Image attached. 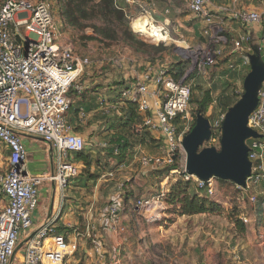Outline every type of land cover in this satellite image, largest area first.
<instances>
[{"label":"built area","instance_id":"2783aa9c","mask_svg":"<svg viewBox=\"0 0 264 264\" xmlns=\"http://www.w3.org/2000/svg\"><path fill=\"white\" fill-rule=\"evenodd\" d=\"M127 4H139L140 0H125ZM216 0H189L191 14L202 19L207 27L204 36L207 47L197 65L200 75L206 76L224 55L228 39L214 23L212 10ZM237 0L229 6H222L221 12L245 25H263L260 45L264 61V5L261 10L238 9ZM144 10V18L148 11ZM140 20V19H138ZM158 36H150L165 44L169 41L168 27L153 25ZM65 25H59L53 10L45 1L6 0L0 6V145L9 151L7 169L0 175V192L7 203L0 211V264H12L22 235L33 227L32 214L39 205V189L44 182L56 183L62 192L71 180L80 175L83 166L70 159L74 153L83 152L87 143L74 132L68 122L71 107V92L82 94L85 90L80 82L85 70L93 64L90 58L81 56L70 42L62 38ZM251 38L242 37L233 42L234 52L249 49ZM114 63L120 69H132L137 78L120 93L122 102H132L143 117L142 127L154 135H159L164 144L162 156L143 155L140 165L143 170L162 169L170 166L174 156L184 151V138L191 133V86L183 80L176 81L163 65L148 64L142 71L137 70L131 60L120 58ZM250 62L244 60L237 65L231 63V70L248 68ZM136 69V70H135ZM258 106L250 115L248 128L257 132L262 139H251L249 160L252 174L246 187L237 188L241 193L251 191L253 185L264 179V82L258 92ZM224 113L211 130L222 134ZM181 126H184L181 132ZM36 136L51 144L57 151L56 171L52 174L33 176L28 172L29 154L23 144L24 136ZM185 152V151H184ZM178 174L179 171H172ZM185 179L195 183L197 190L208 198L217 193V179L203 181L190 176L183 170ZM113 182L117 194H122L128 186H133L131 178L122 176ZM114 176L113 173L110 174ZM159 194L140 198L136 202L137 214L147 216L152 221L160 220L167 193L165 184ZM252 205L257 198L251 196ZM121 198L111 203L105 215L99 217L105 232L119 235L125 232L120 225ZM241 220L248 224L249 220ZM103 230V231H104ZM79 238V237H78ZM77 238V239H78ZM86 238L92 251L98 257L96 264H123L119 252H109L104 235L95 225L87 228ZM68 242L64 236L55 234L51 224L42 227L30 238L23 251V264H64L78 252V241Z\"/></svg>","mask_w":264,"mask_h":264},{"label":"rangeland","instance_id":"374dc122","mask_svg":"<svg viewBox=\"0 0 264 264\" xmlns=\"http://www.w3.org/2000/svg\"><path fill=\"white\" fill-rule=\"evenodd\" d=\"M5 1L0 0V6ZM33 1H45L50 4L57 23L59 25L65 24L61 0ZM172 1L174 11L176 12L174 17L178 19V16H180L183 18L181 19V22H183L181 25L177 22H172V25L168 27L170 38L165 44H158L154 38L150 37L154 34L148 35L135 32L132 28V22L145 17V12L140 6L148 11L150 5L159 4L163 7L162 10H165V8H170L169 5L171 4L169 0H140L139 4H127V20L133 33H136L138 36L133 42L119 40L113 43H101L100 39H96L92 28L87 29L83 34L70 32L64 28V31L60 34L64 40L73 44L78 54L90 58L93 62L91 67H89L90 69H88L90 74L110 75L116 70H121L114 63L115 60L120 58L131 60L137 70L142 69L143 71L148 64H152L150 63L151 58L159 59L161 56V53L155 51L153 48L174 46L172 52L174 55L164 54L165 64H172L179 60L189 62L187 75H192V78L187 83L195 91V95L201 97L202 89L204 91L210 90L213 96L214 103L208 109L206 117L210 120L211 125H214L228 109L226 105L230 103L232 98L236 97L239 100L242 98L245 79L242 76L239 80L235 76L233 77L235 78L234 80L232 77H227L229 73L221 61L214 68L210 69L206 76L199 74L197 65L202 60L201 54L207 47L208 40L199 38L200 35L196 36L195 41L189 40L187 35L189 34V26L199 20L191 14L189 0ZM217 1L222 5L226 4V6L230 2V0ZM255 2L256 0H237L236 7L238 9L248 8L253 3L255 4ZM166 6H169V8ZM147 17L150 19V22L148 21L150 26L162 25V23H155L149 14ZM144 20L147 21V18ZM91 24L103 26L99 22ZM196 27L198 29L200 25ZM178 30H181V32L178 33ZM195 110L196 106L191 105V121L188 124L190 128L195 123ZM70 119H72L71 114L69 116ZM180 129L182 132L184 126H181ZM154 137L161 142L159 135H155ZM83 138L86 140L87 148L90 150L94 149L91 152L100 160L101 164L113 166V164H110L112 160L108 159L106 152L101 149L97 137V140H92L94 135ZM251 139L253 138L247 139L245 144ZM158 148L160 147H157L156 154L149 152L145 148L137 149V154H135L131 165L124 171L125 175L122 176L131 178V182L133 183L131 190L134 192L132 200L127 205L124 203L121 195L117 194L114 190L113 182H109L106 186L104 183H107V180L100 178L94 188L91 198L98 192V200H100V203L97 202L96 204L98 209L103 207L102 198H105V201H108L109 204L119 202L120 198L122 202L120 203L121 213L119 219L120 225L125 229V232L116 237L113 235V241H109L106 238L108 248L110 250L116 249L119 252L123 264H264V216L260 217L258 215L259 204H263L264 206V179L258 184L253 185L251 191L241 193L240 195L233 194L230 185L223 188L220 187V180L217 179V193L210 199L212 203L219 204L220 208L213 213L192 217L180 216L177 211H174L167 204L164 205L159 217L160 220L158 221L148 219L149 215L143 216L133 213V206L140 198L153 197L161 192L162 183L166 178H169L165 184V190L167 191L180 180L183 183L186 182L185 177L182 175L186 166V153L184 151L177 153L179 161L177 171L179 173H169L163 182L160 181L162 178L159 179L154 176L152 170H143L141 168L140 158L143 155L162 156L163 151H159ZM206 148L221 150V137L218 131L215 130V134L210 141L202 146V149ZM167 167L162 168V170H165ZM102 187H105V195L102 194V191L100 192ZM192 189L196 193H200L195 184H192ZM201 195L203 196L202 193ZM251 196H255L259 203L252 205L249 201ZM105 210L107 211V208ZM236 210L241 214L240 219L245 217L249 220L248 224L242 221L246 225L245 231L242 230L236 221ZM106 211L103 212V215H105ZM103 230L104 227L101 233L105 236L106 234ZM88 248H90V245H88ZM23 249L24 244L20 248V251L23 252ZM77 253L78 256H82L84 252L81 253L79 251ZM95 259L97 261L98 257L95 256ZM80 264H83V262Z\"/></svg>","mask_w":264,"mask_h":264},{"label":"crops","instance_id":"0c3cea01","mask_svg":"<svg viewBox=\"0 0 264 264\" xmlns=\"http://www.w3.org/2000/svg\"><path fill=\"white\" fill-rule=\"evenodd\" d=\"M169 3L171 4L169 5L170 8L166 6L169 9L165 8V10H162L163 7L159 4L150 5L148 14L155 23H162L167 27H170L172 22H177L181 25L183 22H181V19L183 18L178 16V19H176L174 17L176 12L174 11L173 1L169 0ZM262 4L264 5V0H256L255 4L253 3L248 8L243 9L252 11L261 10L263 8ZM222 6H226V4L222 5L216 0L214 5L215 8L211 12L214 16V23L221 28L225 36L231 38V44L224 46L225 55L229 56L226 65L229 66L231 63L239 65L244 60H248L251 63V58H257V56H260L263 60V52L260 45L263 25L242 24L234 20L230 14L222 13ZM196 18L199 21L189 26L188 38L191 41H195L196 36L200 35L201 37L199 36V38L207 41V38L203 35L207 24L202 19ZM184 21H186V19H184ZM198 25H200V28L197 29L196 26ZM180 32L181 30H178V33ZM245 36L251 38L249 49L245 52H234L233 42ZM223 59L224 57L222 61ZM88 69L90 68H87L80 78L87 93L85 96L77 97L71 92L70 98L72 108L70 107L68 114L69 116L71 114L74 119V125H72V127L76 134L85 138L94 135L92 140H97L98 138L101 149L105 150L106 145L102 143V139L98 134H100V132L102 133L107 128L108 124L105 122V119L113 116L111 111L114 112L117 111L119 107H123L124 102H122L121 98H117V96H119L129 83L137 78V73L135 74V71L132 69H121L119 71L116 70L110 75L90 74ZM240 70L235 74V77H237L238 80L241 76L245 79L250 70V66ZM234 79L235 78H233V80ZM118 99L121 102H116ZM152 135L155 136L154 134ZM22 141L29 154L28 172L31 175L52 174L56 171L57 151L51 144H48L39 137L29 135L24 136ZM249 143L250 141L247 142V144ZM8 157L9 151L6 147L0 145V175L7 169ZM79 163L83 167L85 166L83 162ZM110 164L112 165L113 162H110ZM122 174L125 175L124 172ZM131 187L133 188V186ZM81 195L82 193H76L69 187L65 192H62L56 183L44 182L39 189V205L32 214L33 227L28 234L21 236L17 253L12 260V264H23V252L20 251V248L23 244L25 248L26 242L34 237L38 230L47 224H51L55 234L64 236L68 242H75L79 237L77 239L79 245L78 252L84 253L82 256H78L77 253L75 260L73 256L68 258L64 264H80L81 262H83V264H96L95 255L86 238V231L87 228L93 224H95L100 231L103 229L98 221L104 211H99L98 207H96L97 202H99L98 192L95 193L93 198H84ZM6 203V198L0 192V211ZM87 203L89 204L87 205ZM92 213H94V216ZM105 234V242L106 238L109 241L114 240V234L110 232H105ZM114 236L116 237L117 235ZM88 245H90V248H88ZM106 246L109 252H116V249L110 250L107 243Z\"/></svg>","mask_w":264,"mask_h":264},{"label":"trees","instance_id":"16d2710c","mask_svg":"<svg viewBox=\"0 0 264 264\" xmlns=\"http://www.w3.org/2000/svg\"><path fill=\"white\" fill-rule=\"evenodd\" d=\"M61 2L62 14L65 19V29L70 32L83 34L87 29L92 28L95 32L96 39H100L101 43H113L119 40L133 42L138 38L137 34H134L131 30L130 24L127 20L126 6L128 5L125 0H61ZM231 4L232 0H230L227 6ZM96 22L103 24V26L91 24ZM226 38L228 39V43L226 44L228 46L231 44V38H228L227 36ZM153 49L160 52L161 56L159 59L151 58L150 63H152V65L165 66L168 69V74H170L176 81L183 80L184 83L188 84L187 81L192 78V75H187L189 62L179 60L172 64H165L164 54L170 56L174 55L172 53L174 46H162ZM223 57L224 59L223 61L221 60V62L226 66V70L229 73L227 77H232L233 79L235 74L239 71L231 70L229 66L226 65L229 56L225 55V52ZM250 72L251 69L247 74ZM86 93L87 90H84L82 94H79L78 92H73L72 94H75L77 97H82L85 96ZM201 93V97H197L195 91L192 89L190 105L196 106L193 129L197 125L199 116L208 119L206 117L207 111L214 103L210 90L204 91L201 89ZM117 98H121L120 94ZM119 99L116 102H121ZM240 100L236 99V97L232 98L230 103L226 105L228 109L225 113L228 112L230 108H233ZM111 113L113 116L105 119V122L108 124L107 128L102 133L100 132L98 136L102 139V143L106 145L104 151L106 152L108 159L112 160L113 166L110 167V165L101 164L100 160L91 152L94 149L90 150L87 147L83 152L74 153L70 157L74 162H83L85 164L80 175L71 180L68 186L72 191L82 193L81 196L84 198L91 197L100 178L107 180V183H104L107 186L109 182L116 180L120 173L127 170L131 165L135 154H137V149L145 148L148 149L149 152L156 154L157 147H160L158 150L164 151L163 142L157 140L149 130L142 127L143 117L139 114L137 106L134 103L124 102L123 107H119L117 111H111ZM68 122L71 126L74 125V119L72 118L69 120V116ZM214 134L215 131L212 129L211 138ZM201 150H203L202 147ZM178 165L179 161L176 159L165 170L153 169L152 171L154 176L159 179L162 178L160 181L163 182L164 178L169 173L178 169ZM111 173L114 174L113 177L110 176ZM182 175L185 177L184 174ZM192 184L195 183L188 180L184 183L180 180L173 184L165 195V204L172 207L180 216L189 217L213 213L220 208L219 204L212 203L210 198L204 195L202 196L201 193H196L192 189ZM219 185L222 188L230 185L233 194H241V191L233 182L220 180ZM101 191L102 194L105 195V187H102L100 189V192ZM133 196L134 192L129 186L125 188L124 192L121 194L126 205L132 200ZM104 201L105 198H102L101 202L103 207L100 208L99 211H105L110 205L108 201ZM98 203H100V200ZM258 203L257 200L256 204ZM135 206L136 203L132 210L134 214H137ZM240 215V212H237L236 210V221L241 226L242 230L245 231L246 225L240 219ZM258 215L260 217L264 216L263 204H259Z\"/></svg>","mask_w":264,"mask_h":264},{"label":"water","instance_id":"95a60500","mask_svg":"<svg viewBox=\"0 0 264 264\" xmlns=\"http://www.w3.org/2000/svg\"><path fill=\"white\" fill-rule=\"evenodd\" d=\"M251 72L244 81V94L241 100L226 113L222 123L221 150L201 147L211 138V123L199 116L196 127L183 141L186 153V172L203 181L216 178L246 187L252 174L249 160V138L262 139L257 132L248 128L250 115L258 106V92L264 82V61L260 56L251 58ZM177 159V155L174 156Z\"/></svg>","mask_w":264,"mask_h":264},{"label":"bare ground","instance_id":"6f19581e","mask_svg":"<svg viewBox=\"0 0 264 264\" xmlns=\"http://www.w3.org/2000/svg\"><path fill=\"white\" fill-rule=\"evenodd\" d=\"M143 18L132 22V28L135 30V32L144 33L148 35L154 34L155 36L161 37L160 34L158 33V30L152 27V25L150 26L149 22L145 21L144 20L145 18L144 19Z\"/></svg>","mask_w":264,"mask_h":264}]
</instances>
